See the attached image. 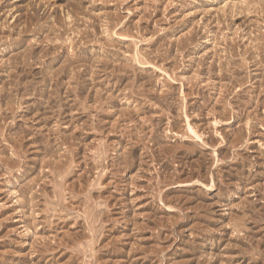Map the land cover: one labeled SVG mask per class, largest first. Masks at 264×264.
<instances>
[{
	"label": "rangeland",
	"instance_id": "obj_1",
	"mask_svg": "<svg viewBox=\"0 0 264 264\" xmlns=\"http://www.w3.org/2000/svg\"><path fill=\"white\" fill-rule=\"evenodd\" d=\"M263 44L264 0H0V264H264Z\"/></svg>",
	"mask_w": 264,
	"mask_h": 264
},
{
	"label": "bare ground",
	"instance_id": "obj_2",
	"mask_svg": "<svg viewBox=\"0 0 264 264\" xmlns=\"http://www.w3.org/2000/svg\"><path fill=\"white\" fill-rule=\"evenodd\" d=\"M264 45V44H263ZM259 50V49H258ZM259 52H261V51H259ZM233 57V56H232ZM251 57V56H250ZM245 58V57H244ZM256 58H257V56H256ZM34 59V58H33ZM262 59H263V56H262ZM255 61V60H254ZM257 61V60H256ZM263 61V60H262ZM261 61V62H262ZM264 63V62H263ZM221 65V64H220ZM143 69L145 68H152V66L151 65H145V66H141ZM224 67H225V65H224ZM244 67H246V66H244ZM229 69V68H228ZM223 71V70H222ZM228 72V71H227ZM212 73V72H211ZM167 100H170V99H167ZM168 104V103H167ZM170 105V104H169ZM166 106V105H165ZM183 111V110H182ZM187 116V115H186ZM186 119H187V126H188V128H187V131H188V134H187V136H188V138L189 137H191L190 139H193L192 137H194L195 139H197V141H199V143L200 142H202L203 143V140H202V136L200 135V134H198V132H197V130H195V128L191 125V123H190V119L188 118V117H186ZM232 120V119H231ZM235 122V121H234ZM233 121H230V122H228L227 123V125H231V124H233L234 123ZM216 125H218L219 123L218 122H216L215 123ZM176 134V133H175ZM177 135V134H176ZM181 140H183V139H181Z\"/></svg>",
	"mask_w": 264,
	"mask_h": 264
}]
</instances>
